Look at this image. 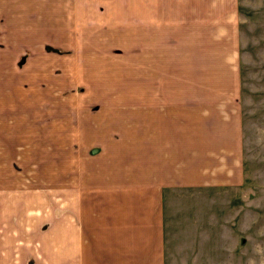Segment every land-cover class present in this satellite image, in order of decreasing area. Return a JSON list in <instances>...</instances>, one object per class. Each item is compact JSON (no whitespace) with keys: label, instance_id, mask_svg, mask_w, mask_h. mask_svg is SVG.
<instances>
[{"label":"crops","instance_id":"crops-1","mask_svg":"<svg viewBox=\"0 0 264 264\" xmlns=\"http://www.w3.org/2000/svg\"><path fill=\"white\" fill-rule=\"evenodd\" d=\"M36 1L27 10L26 0H0V34L29 27L53 39V48L69 50L65 58L49 57L65 67L51 66L44 79H61L51 78L55 69L70 90L65 83L61 91H33L53 99L51 112L65 104V176L75 194L68 203L66 264H167L164 195L243 183L235 0H144V26L133 20L129 31L136 51L131 69L137 75L138 64L144 67L145 89L100 90V81L96 90L82 92L73 89L78 72L86 76L82 82L99 81L100 74L98 61L79 64L71 52L78 46L75 33L89 29L87 17L80 20L79 0ZM33 12L39 22L27 15ZM136 17L132 13L131 22ZM86 38L88 31L82 43ZM2 47L10 48L9 38ZM30 75L43 80L35 67ZM0 96L12 97L10 90ZM42 104L36 100L34 107L48 113Z\"/></svg>","mask_w":264,"mask_h":264},{"label":"rangeland","instance_id":"rangeland-1","mask_svg":"<svg viewBox=\"0 0 264 264\" xmlns=\"http://www.w3.org/2000/svg\"><path fill=\"white\" fill-rule=\"evenodd\" d=\"M37 1L36 5L49 4ZM31 3L26 0L27 10ZM50 4L49 9H54L55 3ZM78 9L82 22L87 17L90 39L82 43L87 31L75 33L78 46L71 52L79 64L86 58L98 61L94 69L100 76L99 81L90 77L82 82L86 76L79 71L74 91L96 90L100 81V90L145 89L144 67L138 64L137 75L131 69L136 51L131 50L129 31L133 20L144 26L140 18L144 0H79ZM235 12L243 183L164 195L167 264H264V0H235ZM132 13L137 17L131 22ZM27 15L39 22L37 12ZM32 31L28 27L24 33L0 34V92L10 90L12 95L0 96V264H66L72 211L68 203L75 194L65 176V104L51 112L48 105L53 99L37 98L33 91L48 88L53 93L65 83V91L70 90L66 77L55 69L51 78L61 79H44L51 66L65 67L61 61L50 63L49 57L65 58L69 50L53 48V39ZM138 34L139 39L144 36L141 31ZM8 38L10 48L5 49L3 41ZM44 57L48 61H36L40 65L36 67L35 60ZM34 67L43 75L41 82L30 75ZM104 67L110 69L106 75ZM20 100L24 101L21 107ZM36 100L43 102L48 113H38Z\"/></svg>","mask_w":264,"mask_h":264}]
</instances>
